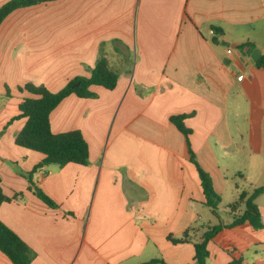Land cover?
<instances>
[{
    "label": "crops",
    "instance_id": "0c3cea01",
    "mask_svg": "<svg viewBox=\"0 0 264 264\" xmlns=\"http://www.w3.org/2000/svg\"><path fill=\"white\" fill-rule=\"evenodd\" d=\"M261 38L264 0H55L12 12L0 25V177L6 196H22L0 206V219L35 252L31 264H195L193 243L168 236L192 229L199 242L233 215L222 220L205 205L170 117L187 115L191 148L218 194L230 178L242 180L237 197L261 187L264 69L252 56L264 55ZM100 55L119 74L116 88L92 86L97 98L72 94L50 114L54 133L79 130L89 145L88 165L36 174L59 206L50 208L24 177L44 156L15 144L29 96L18 87L58 92L90 76ZM209 251L208 263L264 264V228L226 227ZM0 264H13L1 250Z\"/></svg>",
    "mask_w": 264,
    "mask_h": 264
},
{
    "label": "trees",
    "instance_id": "16d2710c",
    "mask_svg": "<svg viewBox=\"0 0 264 264\" xmlns=\"http://www.w3.org/2000/svg\"><path fill=\"white\" fill-rule=\"evenodd\" d=\"M55 0H10L0 7V25L15 10L30 7L43 2ZM215 36L213 43H217L216 35L218 29H213ZM239 46L238 48L245 47ZM258 68L264 69V55L256 62ZM119 74L109 67L107 59L100 55L95 66L90 71L88 77H76L70 80L58 92L50 91L44 85H35L27 83L18 87L20 92H27L29 96L22 99L19 104V115L16 119L24 118L23 128L15 135V144L21 148L36 151L44 157L40 163L35 165L30 172L24 174L29 182V189L39 199H41L50 208H59L57 203L39 187L35 180L38 173L48 175L50 167L58 169L69 163L88 165L89 163V145L83 134L79 130H73L63 133H54L51 129V112L68 96L74 94L80 98H97V94L91 89L92 86H102L107 90H114L117 86ZM6 95L10 96V89H6ZM186 114L173 115L170 122L185 135L189 161L196 167L203 193L205 196V205L212 213L219 217L218 209L221 204V195L214 188L212 176L204 170L193 152L189 140L192 130L185 125ZM0 177V206L7 201L22 196L16 194L13 198L6 196L1 186ZM264 194V184L261 187L254 188L251 192L242 191L238 198L228 205L230 213L233 215V221L225 226L222 223L210 227L202 235V240L192 242L190 231L188 229L179 238L169 235L168 239L173 244L193 243L195 248V264H207L210 256L209 243L214 241L220 232L226 227H235L249 224L255 230L263 229L264 223L259 206L256 203L257 198ZM0 250L6 254L13 264H31L35 258V252L16 234L11 228L0 219ZM150 263L166 264L163 260L155 259ZM226 264H244L241 256H232Z\"/></svg>",
    "mask_w": 264,
    "mask_h": 264
},
{
    "label": "rangeland",
    "instance_id": "374dc122",
    "mask_svg": "<svg viewBox=\"0 0 264 264\" xmlns=\"http://www.w3.org/2000/svg\"><path fill=\"white\" fill-rule=\"evenodd\" d=\"M260 42H262V43H264V38H261V40H260ZM219 155V154H218ZM221 156H223V155H220V156H218L219 157V161L220 162H224V160L222 159V157ZM228 163V162H227ZM52 167H54V166H51L50 167V169L52 168ZM54 169H58L57 167H55ZM241 179L240 178H230V183H229V190H227V191H225V192H223V194L221 195V199H222V201H221V204H220V206H219V209H218V213L221 215V218H222V220L224 219V220H227V218L228 219H230L229 218V216H230V210H229V208H228V205L230 204V203H232V202H234L238 197H237V194H236V187H235V182L237 183V182H240L241 183ZM259 183L258 184H260V182H262L261 180H259L258 181ZM29 183V182H28ZM242 186H244V187H242V188H244L245 190H249V186H247V185H242ZM256 203L258 204H260V206L262 207V208H264V194H262L261 196H259V198H257V201H256ZM219 221V220H218ZM258 250H261V248H258ZM207 263H208V260H207ZM208 264H216V263H214V262H209Z\"/></svg>",
    "mask_w": 264,
    "mask_h": 264
},
{
    "label": "water",
    "instance_id": "95a60500",
    "mask_svg": "<svg viewBox=\"0 0 264 264\" xmlns=\"http://www.w3.org/2000/svg\"><path fill=\"white\" fill-rule=\"evenodd\" d=\"M252 56H253L254 61H257L260 57V51L259 50L253 51Z\"/></svg>",
    "mask_w": 264,
    "mask_h": 264
},
{
    "label": "built area",
    "instance_id": "2783aa9c",
    "mask_svg": "<svg viewBox=\"0 0 264 264\" xmlns=\"http://www.w3.org/2000/svg\"><path fill=\"white\" fill-rule=\"evenodd\" d=\"M231 52H232V50L229 49V50H228V53H231ZM263 223H264V222H263Z\"/></svg>",
    "mask_w": 264,
    "mask_h": 264
}]
</instances>
